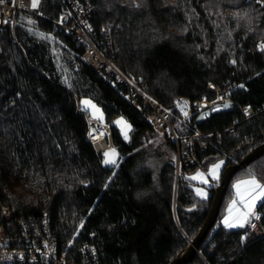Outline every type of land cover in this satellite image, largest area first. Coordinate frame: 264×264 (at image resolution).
<instances>
[{"label":"trees","instance_id":"1","mask_svg":"<svg viewBox=\"0 0 264 264\" xmlns=\"http://www.w3.org/2000/svg\"><path fill=\"white\" fill-rule=\"evenodd\" d=\"M67 1L45 0L44 15L58 19ZM80 1L95 6L92 25L97 31L111 21L120 26L114 36L116 64L143 77L149 93L165 106L173 107L179 97L213 98L212 81L237 87L234 99L253 107L250 119L236 108L213 114L201 125L223 131L237 113L242 119L237 132L225 134L221 150L199 156L205 169L216 156H225L223 175L264 144V51L257 47L264 39V4ZM16 36L20 45L10 31L0 33V202L13 212V225L5 224L8 230L21 236L22 219L33 216L40 225L48 214L59 254L69 262H78L79 247L90 243L100 264H171L203 228L218 186L210 187L204 199L190 179L198 167L184 166L177 176L172 139L161 134L162 141L150 144L160 133L88 65L86 48L73 37L30 16L19 18ZM83 97L92 98L110 122L124 117L131 123L128 140L113 126L118 165H103L88 140V122L78 111ZM151 158L158 174L148 163ZM249 171L264 177V154L234 175L219 217L233 197L235 177ZM258 211L264 212L262 204ZM247 233L248 227L215 225L199 248L201 255L196 253L189 264H264V239L245 245Z\"/></svg>","mask_w":264,"mask_h":264},{"label":"built area","instance_id":"2","mask_svg":"<svg viewBox=\"0 0 264 264\" xmlns=\"http://www.w3.org/2000/svg\"><path fill=\"white\" fill-rule=\"evenodd\" d=\"M45 0H40L38 8L31 7V0H3L0 3V33L10 31L15 41L20 45L16 36V27L21 16L39 18L52 23L58 30L73 37L79 46L86 48L85 58L90 67L103 74L125 100L140 114H142L150 128L156 132L168 135L176 146L175 167L177 176L181 169L186 167L203 168L200 157L207 155L211 150L219 151L224 147L225 134H233L242 119L237 113L232 124L223 131L203 130V125L213 114L225 111V104L230 103L233 111L239 108L245 119L252 118L255 113L251 105H240L233 96L237 87L227 85L225 88L208 82V87L214 97L192 100L189 97H179L173 107H167L149 93V86L143 77L132 72L124 71L115 61L118 51L114 42L115 30L120 28L116 22H108L100 31L92 25V18L96 11L90 2L68 0L65 9L58 19H50L44 15ZM259 41L258 50L262 51ZM4 46L0 41V55ZM78 111L82 113L89 125L88 140L101 158L103 165L114 166L121 161V154L114 142L113 126L117 125L108 120L103 112L100 119L94 118L81 108L78 102ZM187 112V115H185ZM203 118L199 124L197 119ZM123 135V134H122ZM124 139L128 140L125 135ZM115 149L116 164L108 165L104 153ZM220 181H213V186H219ZM0 223V264H100L99 254L92 244H83L79 247V261L69 262L65 255L59 254V243L53 233L50 217L45 214L41 224L35 217L22 219L21 236H15L5 225L12 224L13 212L1 204ZM259 219H252V226H248L245 245L255 239H264V212H256ZM13 225V224H12ZM198 253L201 255V252Z\"/></svg>","mask_w":264,"mask_h":264},{"label":"snow or ice","instance_id":"3","mask_svg":"<svg viewBox=\"0 0 264 264\" xmlns=\"http://www.w3.org/2000/svg\"><path fill=\"white\" fill-rule=\"evenodd\" d=\"M3 0H0L2 3ZM40 4V0H31V7L33 9L38 8ZM262 51H264V44L260 45ZM234 63V61H233ZM86 109H92V115L94 118L99 119L100 116L97 115L99 113V109L96 108L94 104L90 100L83 101ZM102 115V114H101ZM187 115V112H185ZM118 124L125 125L126 122L123 120L117 121ZM130 128V125H127ZM127 138V133H125ZM105 157H111L116 155L115 149H110L108 152L104 153ZM105 164H116L115 159H106L104 161ZM224 161H218L213 163L211 167L207 169V173L198 172L196 175L190 177V179L196 180L199 179L202 184L208 185L211 181H218L220 179V169L224 166ZM210 178V179H209ZM264 177L258 178L255 173L249 171L248 177L243 180H238L233 188L235 190L236 198L233 199L228 208V215L225 216L222 223L227 228H244L248 226L254 227L252 224V219L255 217L259 219L255 209L258 203H262L264 206V183L261 180ZM197 195L201 196L204 199H207V191L203 189H197ZM83 225H81L82 227Z\"/></svg>","mask_w":264,"mask_h":264},{"label":"water","instance_id":"4","mask_svg":"<svg viewBox=\"0 0 264 264\" xmlns=\"http://www.w3.org/2000/svg\"><path fill=\"white\" fill-rule=\"evenodd\" d=\"M224 110L227 112H231L233 110V107L230 103H226ZM197 121L199 124H202L204 120L200 116L197 119ZM263 154H264V144L254 149L241 162L228 166L225 169L221 177L220 184L216 189L214 202L203 228L196 236V238L191 242V245L185 250V252L181 254L179 257H177L171 264H189L193 261L196 253H198L200 246L205 242L206 238L208 237L211 230L215 227L218 221L224 196L227 192L229 185L231 184L234 175L241 169L247 168V166L251 162H253Z\"/></svg>","mask_w":264,"mask_h":264},{"label":"rangeland","instance_id":"5","mask_svg":"<svg viewBox=\"0 0 264 264\" xmlns=\"http://www.w3.org/2000/svg\"><path fill=\"white\" fill-rule=\"evenodd\" d=\"M261 4H264V0H258ZM262 40H264V39H262ZM85 100H90L91 102H92V104H94L95 106H96V108H98L99 109V113H97V115L98 116H100V118L102 117V115L101 114H103V111H102V109H101V107L92 99V98H90V97H83L82 99H81V101H80V104H81V106H82V109L83 110H85V111H87V113H89L91 116H93L92 115V109H90V108H87L86 109V107H85V105L83 104V101H85ZM99 118V119H100ZM121 120H123L124 122H126V124L125 125H122V124H118L117 123V121H121ZM116 125H117V127H118V129L120 130V132L123 134V135H125V133H127V137L128 138H130V135H131V133H132V130H133V127H132V125H131V123L126 119V118H124V117H122V118H119V119H117L115 122H114ZM127 125H130V128H128L127 127ZM162 133H160V134H158V135H153L152 136V138L150 139V144H154V145H156V144H158L160 141H162L163 140V137H162V135H161ZM149 145V144H148ZM153 145V146H154ZM108 159H115V155L114 156H111V157H108ZM151 160L152 161H149L148 163L149 164H151V163H153V167H154V169H155V174H158V170H159V166L157 165V162H155V161H153L154 159L153 158H151ZM221 160H223L225 163H224V166H225V164L227 163V158L225 157V156H216V159L215 160H213L212 162H210V164H209V167H211V165L213 164V163H216V162H218V161H221ZM148 164V165H149ZM108 165H114V164H108ZM224 166L220 169V172H219V175H220V177H221V175H222V172H223V169H224ZM157 167V168H156ZM208 167V168H209ZM207 168V169H208ZM207 169H205V168H200L194 175H196L198 172H203V173H207ZM193 175V176H194ZM248 177V175H246V176H244V175H238L237 177H235V179H234V181H233V183H232V188H233V185L238 181V180H243V179H246ZM210 179V178H209ZM194 181H196V183H197V186H196V188H195V190H197L198 188L199 189H203V190H205V191H207V193H208V195H207V197L210 195V192H209V188L210 187H212L213 186V181H211V179H210V183L208 184V185H205V184H202L201 182H200V180L199 179H196V180H194ZM196 193H197V191H196ZM199 196V195H198ZM199 197H201V196H199ZM202 198V197H201ZM236 198V195H235V190H234V188H233V197H230L229 199H227L226 201H225V203H224V205H223V211H222V213H221V216L219 217V219H218V221H217V223H216V225H217V227L218 226H224V224L222 223V221H223V219L225 218V216H227L228 215V208H229V205H230V203H231V201L233 200V199H235ZM262 203H258L257 204V206H256V209H255V211L257 212L258 211V207L261 205ZM225 227V226H224ZM225 228H227V227H225ZM245 228V227H244ZM227 229H230V230H237V229H243V228H240V227H236V228H227ZM245 241H246V238H245Z\"/></svg>","mask_w":264,"mask_h":264},{"label":"bare ground","instance_id":"6","mask_svg":"<svg viewBox=\"0 0 264 264\" xmlns=\"http://www.w3.org/2000/svg\"><path fill=\"white\" fill-rule=\"evenodd\" d=\"M202 99V98H201ZM172 107V106H171ZM87 112V111H86ZM94 117V116H93ZM235 117V116H234ZM228 127V126H227ZM152 130V129H151ZM237 132V131H236ZM163 135V134H162ZM89 137V136H88ZM169 137V136H168ZM176 155V154H175ZM201 157V156H200ZM201 160V159H200ZM102 162V161H101ZM175 164V163H174ZM204 168V167H203ZM181 174V173H180ZM180 177V176H179ZM10 207V206H9ZM15 210V209H14ZM13 210V211H14ZM211 210V209H210ZM262 212V211H261ZM16 217V216H15ZM19 218V217H18ZM38 218V217H37ZM39 220V219H38ZM19 222V221H18ZM217 226V225H216ZM60 253V252H59ZM62 256V255H61Z\"/></svg>","mask_w":264,"mask_h":264},{"label":"crops","instance_id":"7","mask_svg":"<svg viewBox=\"0 0 264 264\" xmlns=\"http://www.w3.org/2000/svg\"><path fill=\"white\" fill-rule=\"evenodd\" d=\"M220 181V180H219Z\"/></svg>","mask_w":264,"mask_h":264}]
</instances>
